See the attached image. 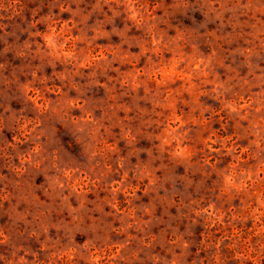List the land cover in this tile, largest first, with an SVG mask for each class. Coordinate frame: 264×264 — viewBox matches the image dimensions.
<instances>
[{"label":"clouds","instance_id":"obj_1","mask_svg":"<svg viewBox=\"0 0 264 264\" xmlns=\"http://www.w3.org/2000/svg\"><path fill=\"white\" fill-rule=\"evenodd\" d=\"M0 264H264V0H0Z\"/></svg>","mask_w":264,"mask_h":264}]
</instances>
